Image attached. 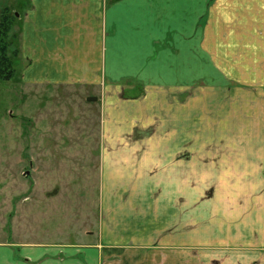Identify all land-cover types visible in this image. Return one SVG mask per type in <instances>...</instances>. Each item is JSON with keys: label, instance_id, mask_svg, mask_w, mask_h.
<instances>
[{"label": "rangeland", "instance_id": "374dc122", "mask_svg": "<svg viewBox=\"0 0 264 264\" xmlns=\"http://www.w3.org/2000/svg\"><path fill=\"white\" fill-rule=\"evenodd\" d=\"M214 1L186 41L155 43L173 78L85 86L24 79L29 0H0L18 49L0 80V264H264V13Z\"/></svg>", "mask_w": 264, "mask_h": 264}, {"label": "crops", "instance_id": "0c3cea01", "mask_svg": "<svg viewBox=\"0 0 264 264\" xmlns=\"http://www.w3.org/2000/svg\"><path fill=\"white\" fill-rule=\"evenodd\" d=\"M212 1L29 0L21 31L22 56L28 61L24 79L85 86L104 85L109 78L165 82L175 71L163 69L155 43L173 41L172 32L176 41H186L198 26L197 15L207 13ZM245 6V13H264V0H246ZM170 56L172 51L164 60ZM178 56L185 61L187 49ZM163 242L167 245L168 239ZM86 251L90 264L102 262L98 249ZM8 257L11 263V253Z\"/></svg>", "mask_w": 264, "mask_h": 264}, {"label": "trees", "instance_id": "16d2710c", "mask_svg": "<svg viewBox=\"0 0 264 264\" xmlns=\"http://www.w3.org/2000/svg\"><path fill=\"white\" fill-rule=\"evenodd\" d=\"M12 27L13 19L6 10L0 20V80L2 81H11L16 76L13 61L10 57V55L18 56V49L14 47L11 41Z\"/></svg>", "mask_w": 264, "mask_h": 264}, {"label": "water", "instance_id": "95a60500", "mask_svg": "<svg viewBox=\"0 0 264 264\" xmlns=\"http://www.w3.org/2000/svg\"><path fill=\"white\" fill-rule=\"evenodd\" d=\"M97 100H98L97 97H89V98H88V101H89V102H96Z\"/></svg>", "mask_w": 264, "mask_h": 264}]
</instances>
